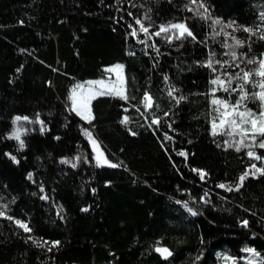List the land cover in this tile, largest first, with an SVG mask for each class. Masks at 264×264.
I'll return each mask as SVG.
<instances>
[{"label":"trees","instance_id":"trees-1","mask_svg":"<svg viewBox=\"0 0 264 264\" xmlns=\"http://www.w3.org/2000/svg\"><path fill=\"white\" fill-rule=\"evenodd\" d=\"M261 36L264 0H0V264H264V151L211 131L213 98L260 106Z\"/></svg>","mask_w":264,"mask_h":264},{"label":"rangeland","instance_id":"rangeland-1","mask_svg":"<svg viewBox=\"0 0 264 264\" xmlns=\"http://www.w3.org/2000/svg\"><path fill=\"white\" fill-rule=\"evenodd\" d=\"M117 65L122 67L117 68ZM109 69L112 70L109 71ZM261 71H264V69H261L260 67L258 73ZM105 72L106 73L103 78L90 80L85 83L76 82L71 87V110L86 123L92 119L91 102L93 99L103 95H113L121 98H125L126 96L123 65L121 63H115L106 67ZM218 84L220 85V89H223V83ZM218 88L219 86L216 83L214 89ZM261 93H264V89L259 90L257 94V99L260 102V106L257 109L250 108L242 102L230 104L227 101L217 98L212 99V104L214 106V117L211 123L212 133L217 134L226 132L228 135L236 137L235 141L238 143H244L248 153L252 152L254 154L253 157L258 155L257 152L261 148L259 147V144L261 141H264V136L260 135L259 133H255L254 135L252 131V125L250 123V121L255 120L258 127L264 126V100L260 98ZM214 100L220 101V103H213ZM240 112L246 113V115L243 117L245 122H241L240 116L237 115V113ZM247 113H251V115H247ZM17 117L20 119H17ZM233 121H235V123H233ZM26 124H29L28 127H31L34 123L27 116H15L13 118L12 132L9 134V137L21 142L22 135L27 130L25 127ZM17 135L19 136V139L15 138ZM261 150L264 151V148H261ZM247 258L248 264L254 263L251 261L252 259H255L253 258V255L249 254ZM226 264L237 263L236 261L229 259Z\"/></svg>","mask_w":264,"mask_h":264},{"label":"snow or ice","instance_id":"snow-or-ice-1","mask_svg":"<svg viewBox=\"0 0 264 264\" xmlns=\"http://www.w3.org/2000/svg\"><path fill=\"white\" fill-rule=\"evenodd\" d=\"M193 2H195V0H193ZM201 7H203V5H201ZM137 23H140V21H137ZM216 23H219V21H216ZM229 26H231V25H229ZM171 28H175V29L180 30V36H183L184 34H187L188 36H192V35H193L192 32L189 31L188 28L186 27V25H184V24H173V25H171ZM141 29H142L144 32H147V31H148V29H147V28H144L143 25H141ZM160 31H161V32H167V31H169V29H168V28H164V27H162V28L160 29ZM244 31L248 32V31H251V30L248 29V28H245ZM133 34H135V33H133ZM155 35H160V32L155 33ZM177 38H179V36H178ZM261 38L264 39V36H261ZM236 43H237V45L243 46L242 42L239 41V40H237ZM233 59H235V54H233ZM248 63H254V61L249 60ZM208 66L211 67V63H210ZM116 67H117V68H120V67H122V66L117 65ZM260 67H261V69H264V60H262V61L260 62ZM111 70H112V69H109V71H111ZM258 74L261 75V76H264V71H261V72H259ZM248 76H249V73H244V79H245V82H247V78H248ZM212 82H213L214 84H216V83H221V84H222V83H223L222 81H219L218 79H217V80H213ZM259 86H260L261 88H264V83H261ZM225 90H227V89H225ZM170 94H171V93H170ZM241 98L243 99L244 97H241ZM260 98H261L262 100H264V93H261V94H260ZM150 100H151V98H150L149 96H147V94H146V95H145V101H149V102H150ZM213 103H220V101H215V100H214ZM237 103H239V102H237ZM147 106H151L150 103H149ZM234 109H235V106H234ZM237 115L240 116V118H241V122H245V121L243 120V117L246 115V113L240 112V113H237ZM247 115H251V113H247ZM17 119H20V118L17 117ZM25 119H26V118H25ZM154 122H155V121H154ZM233 123H235V121H233ZM250 123H251V125H252V131H253L254 135H255V133H259L260 135L264 136V126L258 127V126H257V122H256L255 120L250 121ZM89 135H90V134H89ZM15 138H16V139H19V136L17 135ZM253 138H254V136H253ZM21 147H23V143H22V142H21ZM259 147L264 148V141H261V142H260ZM237 151H239V148H237ZM248 155H249L250 157H253V156H254V154H253L252 152H249ZM254 158H255V159H260L259 156H256V157H254ZM13 159H14V158H13ZM105 163H107V161H105ZM110 166H112V167H116V165H110ZM258 171H259V169H258ZM240 179L243 180L244 177L242 176ZM221 187H224V185H221ZM85 210H86V209H85ZM0 215H3V212H0ZM16 223L19 224L21 227H23L25 231H30V229L27 227L26 224H22L20 221H17ZM245 223H246V222H245ZM57 243H58V242H57ZM157 251H160V252H162V253H166L167 255H171V253L168 252L167 249H157Z\"/></svg>","mask_w":264,"mask_h":264},{"label":"water","instance_id":"water-1","mask_svg":"<svg viewBox=\"0 0 264 264\" xmlns=\"http://www.w3.org/2000/svg\"><path fill=\"white\" fill-rule=\"evenodd\" d=\"M99 162L102 164H105V159L104 158H100V160H99ZM107 164H108V162H107Z\"/></svg>","mask_w":264,"mask_h":264}]
</instances>
